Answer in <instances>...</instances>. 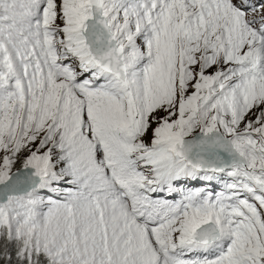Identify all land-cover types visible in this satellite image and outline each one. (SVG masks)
<instances>
[{"label":"snow or ice","instance_id":"1","mask_svg":"<svg viewBox=\"0 0 264 264\" xmlns=\"http://www.w3.org/2000/svg\"><path fill=\"white\" fill-rule=\"evenodd\" d=\"M0 264H264V0H0Z\"/></svg>","mask_w":264,"mask_h":264},{"label":"rangeland","instance_id":"2","mask_svg":"<svg viewBox=\"0 0 264 264\" xmlns=\"http://www.w3.org/2000/svg\"><path fill=\"white\" fill-rule=\"evenodd\" d=\"M19 166V164L17 165V167ZM174 199H179V197L178 198H174Z\"/></svg>","mask_w":264,"mask_h":264}]
</instances>
